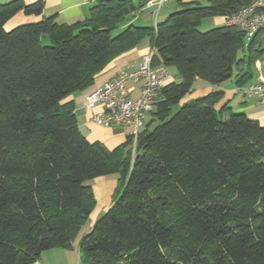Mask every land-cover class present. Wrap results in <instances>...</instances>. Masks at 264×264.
<instances>
[{
	"label": "trees",
	"instance_id": "obj_1",
	"mask_svg": "<svg viewBox=\"0 0 264 264\" xmlns=\"http://www.w3.org/2000/svg\"><path fill=\"white\" fill-rule=\"evenodd\" d=\"M253 0L186 3L156 27L130 17L147 0H97L84 21L55 16L5 29L43 1L0 4V264H34L71 248L96 199L88 181L117 176L111 208L80 245L81 264H264V127L218 91L182 103L197 79L219 86L261 54L229 25L203 21ZM150 39L151 65L173 81L159 90L137 138L114 149L79 131L70 95L115 58ZM243 53V56L241 54ZM249 71L236 76L244 86Z\"/></svg>",
	"mask_w": 264,
	"mask_h": 264
},
{
	"label": "crops",
	"instance_id": "obj_2",
	"mask_svg": "<svg viewBox=\"0 0 264 264\" xmlns=\"http://www.w3.org/2000/svg\"><path fill=\"white\" fill-rule=\"evenodd\" d=\"M13 0H0V4H6ZM26 4H33L38 1H43L44 10L40 16H27L23 12L18 13L11 18L5 25L7 31L13 28L35 23L45 17L55 16L59 23L72 24L78 21H84L89 16L90 8L97 0H24ZM136 3L143 0H134ZM148 1V0H147ZM207 0H170L162 6L156 13L154 26L158 24L157 18L161 14L165 20L170 14L179 11L186 3L199 2L205 3ZM143 10V9H142ZM140 10L139 13L142 11ZM152 11V9H148ZM138 13V12H137ZM136 16V13L133 15ZM224 18L207 19L208 29H213L226 25ZM203 21L202 25L203 26ZM133 24L134 21H133ZM136 25V24H135ZM199 27V29H200ZM261 54L253 64L248 67L243 65L240 69L244 72L249 71L251 77L244 86L236 84V76L240 69L235 70L232 79L224 82L219 86H213L203 80L197 79L191 94L187 96L182 103L191 102L193 100L203 98L208 94L223 91L224 99L217 105V109L228 106L235 113H243L248 118L258 121L264 127V105L260 103L256 96L245 95L241 88L259 82L260 77H264V31H261V38L258 45ZM152 55L150 39H145L139 46L133 50L122 54L112 60L106 68L100 72L91 86L78 91L64 100V103L72 102L75 105V114L78 120V127L81 134L91 143L101 142L107 148L114 149L123 144L129 136L130 130L127 127H105L100 123L92 121L95 114L103 112L102 106H96L92 109L86 108V97L93 90L103 86L117 78L121 73L132 72L139 68L144 58ZM243 56V53L241 54ZM143 82L135 83L133 81L126 82L125 86L128 89V97L137 99L140 96ZM107 177L97 178L98 185L92 187L96 199V206L89 218L91 220L82 227L77 238L73 241L71 248H55L45 251L40 259L34 264H81L80 245L84 237L90 233L93 226L97 222L99 215L104 210L106 212L111 208L114 200L115 190L117 188V179H106Z\"/></svg>",
	"mask_w": 264,
	"mask_h": 264
},
{
	"label": "built area",
	"instance_id": "obj_3",
	"mask_svg": "<svg viewBox=\"0 0 264 264\" xmlns=\"http://www.w3.org/2000/svg\"><path fill=\"white\" fill-rule=\"evenodd\" d=\"M169 1L148 0L143 9H152L153 14H156ZM225 22L244 32L247 41H250L258 32L264 31V0H253L249 6L230 16ZM151 56H146L138 69L121 73L114 80L93 90L87 95L85 102L87 109L103 107V112L92 117L93 122L105 127H127L130 130L129 136L134 139V149L139 134L154 110L159 90L173 81V76L166 67L151 65ZM128 81L143 82L137 99L128 97L125 86ZM241 90L245 95L256 96L264 105V77Z\"/></svg>",
	"mask_w": 264,
	"mask_h": 264
},
{
	"label": "rangeland",
	"instance_id": "obj_4",
	"mask_svg": "<svg viewBox=\"0 0 264 264\" xmlns=\"http://www.w3.org/2000/svg\"><path fill=\"white\" fill-rule=\"evenodd\" d=\"M152 11L148 10V9H143L140 13H136V16H131L130 17V20L134 21V23L137 25V26H143V27H153L154 26V19L155 18V15L156 14H152L151 13ZM164 19L162 17L161 14L158 15V18H157V22L158 24H160L161 22H163ZM206 22H204L203 26L200 27V32H207L211 29H208L209 27H207V20H205ZM106 179H109V180H112V179H117V176H109L107 177ZM87 184L91 185L92 187H96L99 183H98V180L97 179H94V180H91V181H88ZM106 213V210H104L102 212L101 215H99V218L98 220ZM97 220V221H98ZM91 220H89L90 222Z\"/></svg>",
	"mask_w": 264,
	"mask_h": 264
}]
</instances>
